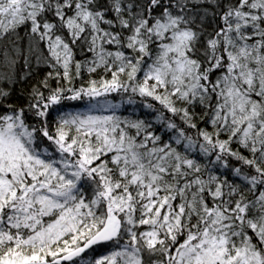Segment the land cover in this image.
Listing matches in <instances>:
<instances>
[{"label": "snow or ice", "instance_id": "6c2138e0", "mask_svg": "<svg viewBox=\"0 0 264 264\" xmlns=\"http://www.w3.org/2000/svg\"><path fill=\"white\" fill-rule=\"evenodd\" d=\"M0 264H264V0H0Z\"/></svg>", "mask_w": 264, "mask_h": 264}]
</instances>
